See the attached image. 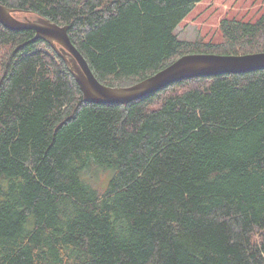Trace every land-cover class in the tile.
I'll return each instance as SVG.
<instances>
[{
    "label": "trees",
    "instance_id": "trees-1",
    "mask_svg": "<svg viewBox=\"0 0 264 264\" xmlns=\"http://www.w3.org/2000/svg\"><path fill=\"white\" fill-rule=\"evenodd\" d=\"M202 1L0 3L68 25L96 78L130 87L186 55L264 52V12L180 39ZM34 36L0 24V264H264V70L94 104Z\"/></svg>",
    "mask_w": 264,
    "mask_h": 264
},
{
    "label": "water",
    "instance_id": "water-1",
    "mask_svg": "<svg viewBox=\"0 0 264 264\" xmlns=\"http://www.w3.org/2000/svg\"><path fill=\"white\" fill-rule=\"evenodd\" d=\"M15 12L0 3V24L13 31L34 32L35 36L29 43L38 40L47 42L65 61L84 101L88 103L128 105L183 80L264 70V52L245 55L191 54L135 85L109 87L96 78L87 60L71 41L68 25L60 26L43 17L21 19L14 15Z\"/></svg>",
    "mask_w": 264,
    "mask_h": 264
},
{
    "label": "rangeland",
    "instance_id": "rangeland-1",
    "mask_svg": "<svg viewBox=\"0 0 264 264\" xmlns=\"http://www.w3.org/2000/svg\"><path fill=\"white\" fill-rule=\"evenodd\" d=\"M263 12L264 0H203L193 7L176 29V34L185 41L222 42L220 23L224 18L235 17L245 21H255ZM92 175L100 178L98 182L100 186L105 185L107 174L95 169Z\"/></svg>",
    "mask_w": 264,
    "mask_h": 264
}]
</instances>
